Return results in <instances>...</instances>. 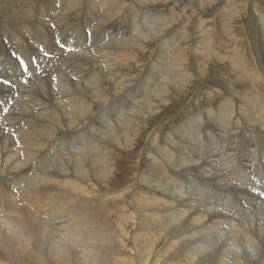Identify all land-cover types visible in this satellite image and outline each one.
I'll return each instance as SVG.
<instances>
[{
  "label": "bare ground",
  "instance_id": "1",
  "mask_svg": "<svg viewBox=\"0 0 264 264\" xmlns=\"http://www.w3.org/2000/svg\"><path fill=\"white\" fill-rule=\"evenodd\" d=\"M255 2L256 16L252 11L247 15L251 5L246 0H0V72H9L15 49L7 37L17 31L27 42L16 53L28 67L27 72L22 68L23 77L28 73L29 82L39 83L30 90L40 95L17 102L30 109H21L20 130L13 133L12 123H0V179L37 174L31 181L10 177L19 193V209L4 213L0 206V264H8V258L36 264H264V201L240 209L222 198L224 192L249 188L237 175L249 165L252 151H242L235 136H242L250 148L258 138L264 144V28L251 21L253 17L264 24V12L257 7L264 9V3ZM241 7L248 10L245 15ZM246 15L254 29L226 41L228 49L207 41L199 48L188 35L196 19L207 28L198 30L204 31L197 33L202 37L216 31L240 34L234 27ZM182 21L188 33L165 37ZM177 34L182 43L176 44ZM242 39L249 40L252 59L247 61ZM60 44L74 49L60 64L79 69L78 81L71 72L44 80L47 70L41 61L55 59ZM38 46L48 55L39 56ZM191 57L196 59L194 71L184 74ZM210 67H224L231 78L221 80L223 75L214 76ZM210 70L218 86L231 87L235 95L227 88L212 92L211 87L203 94L209 101L200 97ZM84 71L88 79L81 75ZM11 79L6 73L1 76ZM16 86L22 88L18 82L0 84V97L11 96L8 92ZM244 87L251 90L249 95ZM187 97L194 102L165 121L164 111ZM99 109L108 111L109 120L117 119L103 122L96 117ZM14 111L0 103L4 120ZM192 111L197 116L191 117ZM177 119L181 126L171 133L166 126ZM93 121L99 123L98 141L91 148L93 127L80 134L74 130ZM152 121L158 125L147 137L150 157L147 152L140 155L137 166L124 163L121 170L134 174L133 183L114 190L116 179L120 185L125 182L118 164L142 145ZM66 132L81 136L88 147L73 148V140L58 137ZM42 145L48 147L47 154L67 151L39 161L36 148ZM209 149L218 153H207ZM256 155L264 163V151ZM177 174L189 183L172 180ZM7 201L0 191V205ZM219 236L227 244L255 243L253 257L243 246V255L229 256Z\"/></svg>",
  "mask_w": 264,
  "mask_h": 264
},
{
  "label": "rangeland",
  "instance_id": "2",
  "mask_svg": "<svg viewBox=\"0 0 264 264\" xmlns=\"http://www.w3.org/2000/svg\"><path fill=\"white\" fill-rule=\"evenodd\" d=\"M226 1V0H225ZM248 3H250V9H249V11L244 7H241V9H240V11H241V13L243 14V15H245L246 14V12H247V15H248V13L250 12V11H252L253 13H254V16H256V11H255V8H254V5H255V0H246ZM93 2H94V0H93ZM264 3V0H259V3ZM227 4V3H226ZM225 4V5H226ZM258 7V9H259V11H260V14H261V12H264V9H261V7L260 6H257ZM247 15H246V17H245V19L243 18V17H241V18H239V20H238V22H240V24L237 26H235L234 28L235 29H237V28H239V30L241 31L242 30V32L240 33V34H237V35H233V34H231L230 32H229V34H225L224 33V35L225 36H223V31H221V32H217L216 31V33H214L213 35H212V37H202V36H200L201 34H203V32H198V30H200V29H202V30H206L207 28H205V27H203L202 25H197V24H200V22H198L197 23V19L196 20H194V23H193V29L191 30V34H188L189 36H190V38H191V41H192V43H197L198 44V46H199V48L201 47L200 45L202 44V42L203 41H207V42H209V43H211V42H216V47L217 48H225V49H228V45H227V42L226 41H230L231 39H233V38H236V37H239V36H242V35H244V34H247V32H249L250 30H253L254 29V27L256 26V25H258V26H261L262 28H264V24H263V22H261V21H257L256 19H254L253 17H251V21H253L254 23H255V26L253 27V26H248L249 25V23H250V20L247 22ZM212 17V16H211ZM226 17V16H225ZM243 19L245 20V22L243 21ZM217 20V19H216ZM231 20L234 22V24H236L237 23V20L236 19H234V18H231ZM185 21H182L180 24H178L175 28H173V29H171L169 32L170 33H166V35H165V37H169V36H171V35H173L174 33H176L177 31H179V33L178 34H183V32H185V31H187V29L185 28L186 27V23H184ZM195 24V25H194ZM78 25H80L79 23H78ZM183 25V26H182ZM197 25V26H196ZM204 25V24H203ZM195 26V27H194ZM244 26V27H243ZM181 27V28H180ZM202 27V28H201ZM250 29H249V28ZM253 27V29H251ZM196 28H197V30H196ZM244 28V29H243ZM182 29V30H181ZM246 29V30H245ZM248 29V30H247ZM184 30V31H183ZM245 30V31H244ZM193 31H195V32H193ZM16 32L17 31H15V33H12V34H9L8 35V37H7V40H8V42L10 43V45L15 49V55L13 54V55H11L10 54V58H11V60H10V62L8 63L9 64V72H4V71H1L0 72V84H2V85H4L5 83H4V81H6V80H1V76L3 75V74H5L6 73V75L7 76H11L12 77V79L11 80H9L8 82L9 83H7L8 85L9 84H13V83H15L16 84V82H18L20 85H21V87L22 88H20L19 86H16V87H12V89L8 92V94H10L11 96H8V97H6V98H3V97H0V101H2V102H4L5 104H7V106H9V107H15V111H14V114L13 115H10L9 116V119L8 120H4L3 119V113L2 112H0V123H12V127H11V132H16L17 130H20L19 128H18V126H19V124H20V121H21V109H26V110H30L29 109V107H26L25 105H22V106H19L18 104L19 103H25L26 101H25V98L26 97H28V96H31V97H33V100H37L38 98H39V96L40 95H38L37 93H35V92H33V91H31L30 89L34 86V85H36V84H39V83H36V82H29L30 81V78H31V75L30 74H24V76L25 77H23V74H22V67H21V65H20V63H19V61H18V59H17V57H19L18 55H16V53L18 54H20L21 52H22V49H23V47H25V45L27 44V42L25 43L24 41H23V38L22 37H20V38H18V36H17V34H16ZM187 33H188V31H187ZM197 33H199L200 35H197ZM177 34V35H178ZM247 35H245V37H246ZM254 36H256V33H254ZM62 37H64V36H62ZM164 37V38H165ZM180 38V36L178 35L177 36V40H178V42L176 43V44H178V43H182V39H179ZM255 37H253L252 38V41L255 43ZM260 39V37L259 36H257V40H259ZM245 39H242L241 41H239V44H242V45H244V50H243V56H245V57H243V58H245L246 59V61H247V59L248 58H251V56H249V53H248V47H247V44H248V42H249V40H245ZM23 43H22V42ZM160 45H162V40H160V42H159V46ZM158 46V47H159ZM26 47H28V46H26ZM65 47L66 48H61V52H60V54H58L57 55V57L55 58V59H53V58H46L45 60H42L41 61V63H43V66H44V68L47 70L46 71V75H45V78H44V80L47 78V77H49V76H51V77H53V78H58L61 74H62V76L66 73V72H71V73H76L74 76H73V79L74 80H76V81H78V79H79V77H80V71H79V69H76V68H72V67H63V65L62 64H60V61H62L64 58H65V54L66 53H68L69 52V50H71L72 52H74L73 50L74 49H71V48H68V46H67V44L65 45ZM247 47V48H246ZM41 49V47H37V51H38V55L39 56H41V54H42V52L41 51H39ZM257 51V50H256ZM245 52H246V55H245ZM64 53V54H63ZM262 53H264V50H262ZM160 55H162L163 53H159ZM152 56H155V55H157L155 52L154 53H152L151 54ZM167 56V55H166ZM57 59V62H54V65L52 64V62L53 61H55ZM166 60H170L171 59V57H170V55H168L166 58H165ZM252 59V58H251ZM256 59H257V61H258V63H260L261 62V60H260V56H257V54H256ZM189 61H188V64L186 65V72L184 73V74H188V73H193V71H194V69H193V65H195L196 64V59L194 58V57H191V58H189L188 59ZM41 63H37L36 65L38 66V67H41ZM209 66H211V64L209 63ZM150 67H152L151 66V64L150 65H148V67H146V69L144 70L145 71V73L147 72V70H148V68L150 69ZM213 67V66H212ZM212 67H210V69L212 70L213 68ZM260 67L262 68V65H261V63H260ZM217 68V69H216ZM224 67H222V68H218V67H214V70H212L213 71V75L214 76H216V77H218L220 74H222L223 75V78H221V80H226V79H224L225 77H227V78H231L230 76H227L228 74V72L229 71H225V69H223ZM49 69H50V71H49ZM152 70H153V68H152ZM210 70V71H211ZM217 70H218V72H217ZM219 70H221L222 71V73H221V71H219ZM225 72H224V71ZM59 71H60V74H59ZM212 71L210 72V75L209 76H207V78H206V82L204 83L205 84V86H201V91H200V97H202V98H204V99H207V97H208V95L207 96H205V95H203L205 92H207L206 90H208V89H212L211 91L212 92H215V91H217L218 89H220V88H223V89H228L229 90V92L232 94V89H231V87H226L225 85H222V86H218L219 84H218V82L214 79L215 77L212 75ZM49 72V73H48ZM226 73V74H225ZM183 74V75H184ZM81 75L83 76V78H85V79H88L89 77H90V75L87 73V71L85 72H83V73H81ZM222 75H220V76H222ZM226 75V76H225ZM29 76V77H28ZM210 76H212V79H209L210 78ZM33 77V76H32ZM35 77V76H34ZM144 79H145V74H144V77H143V79H140L139 81H138V84L141 82V80L142 81H144ZM209 80L211 81L210 83H209ZM11 81V82H10ZM226 82H228L227 80H226ZM197 86H199V85H197ZM208 88H207V87ZM210 86V87H209ZM205 87V88H204ZM212 87V88H211ZM207 88V89H206ZM205 90V91H204ZM244 90H245V92H247L248 93V95L251 93V90L248 88V87H244ZM127 92L128 93H130L131 94V92L129 91V90H127ZM127 92H125V93H127ZM211 92V93H212ZM208 93V92H207ZM14 97H13V96ZM16 95H19L18 97L16 96ZM233 95H235V93L233 92ZM73 97H75V94H73L72 95ZM190 97V96H189ZM189 97H187L186 99H184V100H182V101H178V102H176V104H177V106H176V104L174 105V106H172V107H169V108H167L165 111H164V113L163 114H165L166 115V118H165V121H167V120H170L171 119V117H175L176 115V113H178V112H180L181 111V109L186 105V104H188L190 101H191V98H189ZM13 99V100H12ZM17 100V101H16ZM202 101H203V99H202ZM205 101H209L208 99L207 100H205ZM17 102H18V104H17ZM192 102H194V101H191V103ZM185 103V104H184ZM184 104V105H183ZM111 106H112V104H111ZM176 106V107H175ZM57 107V106H56ZM58 108V107H57ZM100 111L98 112V114L96 115V117L99 119V117H102V121L104 122V121H107L108 122V124H110L111 122H113V119L114 120H116L117 119V116H115L113 119H112V121L111 120H109L108 118H107V113H108V111H106V109H99ZM168 110V111H167ZM120 110H115L114 112H119ZM8 112V111H7ZM122 112V111H121ZM120 112V113H121ZM114 115H115V113H113ZM171 114V115H170ZM193 115H196L197 116V112L196 111H192L191 112V117L193 116ZM200 115H206V113L204 112V110H200ZM103 116H105V118L103 117ZM95 118V117H94ZM104 119H106V120H104ZM177 121V122H176ZM175 122H174V124H171V125H167L166 126V128L167 127H169V129H171L170 131H171V133L173 132L174 133V131H176L178 128H179V126H181V124H180V121H179V119H177ZM178 124H180V125H178ZM158 125V123H156V121H152L151 122V125H150V129L148 128V131H146L145 132V135H143V137H142V140H141V146L139 147V148H135V151L133 152H131V153H127V154H125L124 156V160L123 161H121L118 165L119 166H117V170H118V174H120V179L121 180H125V182L122 184V185H120V181H119V179H114L115 181H114V190L115 189H119V188H122L121 186H125V185H127V183L129 182V183H133V181H131V180H133V176H134V174H130L129 176H128V173L129 172H125V173H123L122 172V168L121 167H123V165H124V163H129L128 161H130V165H132V166H137V162H138V159L139 158H141V156L142 155H146L147 153L149 154V157H150V155H151V151H149L150 150V143H149V141L147 140V137H148V135L150 134V132H152V130H153V128H155L156 126ZM173 126H174V128H173ZM89 127H93V130H91L90 132H91V135L89 136V139H90V142L92 143L91 144V148H94V145H95V142L96 141H98V139L96 138V136H95V132L97 131V129H95L96 127L98 128L99 127V123H97L96 121H93L91 124H89V125H87V126H84V127H82V128H79V129H75L74 131H76V134H80V133H82V132H84V131H86V130H88V128ZM178 127V128H177ZM176 128V129H175ZM156 129V128H155ZM154 129V130H155ZM204 129H206V126L205 127H202V129H201V132L204 130ZM22 130L23 131H26L27 130V127L26 126H23L22 127ZM153 130V131H154ZM76 134L75 133H73V132H66V133H63V134H61V135H59L58 137H60V138H68L69 139V141L71 142V140H73V142H74V144H73V148H87L88 146L81 140V136H80V139L76 136ZM225 134H226V131H225ZM224 134V135H225ZM248 134V133H247ZM235 139H236V141L238 142V144L242 147V151H246V150H248V151H252V155L249 157V165L248 166H243V170L241 171V173L239 174V175H237V180L239 181V182H241L242 184H244L245 186H247V188H248V186H249V188H248V191H240L239 193L238 192H236V193H234V194H231V193H226V192H224V194L223 195H225V196H223L222 195V198H224V199H230V200H228V201H230V203H232V205L233 206H235L236 208H240V209H245L246 207H247V203H251L252 205H257V204H263V201H264V163H260L259 162V159H258V157H257V155H256V153H258V152H263L264 151V144L262 143V140L260 139V138H258L257 140H254V142H255V148H250V147H248L247 146V143H246V141L244 140V138L242 137V136H235ZM145 142V143H144ZM147 142V143H146ZM72 144V143H71ZM146 144V145H145ZM165 144H166V142H165ZM141 148V149H140ZM148 148H149V150H148ZM47 150H48V147L46 146V145H42V146H39V147H37L36 148V152L38 153V160L39 161H45L47 158H50V157H52V156H56V155H60V154H64L67 150H65V149H61L62 151L59 153V154H56V153H54V152H52V153H50V154H47ZM76 150V149H75ZM146 150H148V151H146ZM142 151V152H141ZM144 152V153H143ZM147 152V153H146ZM208 152H215V153H218V151H210V149L207 151V153ZM135 153V154H134ZM131 154V155H130ZM148 154H147V156H148ZM126 155H128L127 156V158H126ZM131 157H130V156ZM141 155V156H140ZM136 156V157H135ZM134 159H133V158ZM132 158V159H131ZM136 158H138V159H136ZM132 163V164H131ZM138 163H141L140 161L138 162ZM261 164H262V166H263V168L261 169L260 167H261ZM162 165H163V167L165 168V166H166V164L165 163H162ZM228 166V168H229V166L230 165H227ZM120 172V173H119ZM20 177V176H24L28 181H31V180H33L36 176H37V174H35L33 171H28V172H23V173H19V174H15V175H10V176H8L7 178H2V179H0V191L3 193V195H5L6 197H8V199H9V201H7L6 203H4V204H2V205H0V206H2V211L5 213L6 211H13V212H15V211H17L18 209H19V206L15 203V200H17L18 198H19V193H18V191L15 189V184L10 180V177ZM122 176V177H121ZM131 177V178H130ZM123 178V179H122ZM127 178H129V179H127ZM172 180H176L179 184H187V183H189L188 182V180L186 179V178H184L183 176H180L179 174H177L175 177H172L171 178ZM117 182V183H116ZM127 182V183H126ZM23 185V184H22ZM24 185H25V183H24ZM122 191L120 190V193H121ZM231 194V195H230ZM226 195H227V197H226ZM229 195V196H228ZM194 197H195V195H194ZM232 197V198H231ZM124 198V197H123ZM221 197H220V199H222ZM125 199V198H124ZM219 202V201H218ZM131 202H130V200H128L127 201V203L125 202V204L128 206V204H130ZM259 210H260V208H258ZM263 212H261V214H262ZM4 218L6 217V215L4 214V216H3ZM235 221V220H234ZM234 224H236L235 222H234ZM222 232V231H221ZM233 236V235H232ZM232 236H228L227 234H226V238L227 239H229V238H233ZM219 238H220V242L222 243V246H221V248H222V250H224L229 256H231V257H236V256H239V255H243V251L244 250H242L241 249V246H243L244 248H245V253L247 252L248 253V255H250V256H252V254H254L253 253V251H254V248L253 247H255L256 248V244L254 243V244H252L250 247H249V245L250 244H247V242L246 241H244V240H240V241H238L236 244H231V243H225L224 242V239H225V236H224V238H223V236L222 237H220L219 236ZM223 238V239H222ZM254 245V246H253ZM259 246H262L261 244H259ZM253 248V249H252ZM252 249V250H251ZM249 250V251H248ZM253 257V256H252ZM8 264H36V263H33V262H30V263H27V262H23V263H18V262H15V261H12L10 258H8Z\"/></svg>",
  "mask_w": 264,
  "mask_h": 264
},
{
  "label": "snow or ice",
  "instance_id": "3",
  "mask_svg": "<svg viewBox=\"0 0 264 264\" xmlns=\"http://www.w3.org/2000/svg\"><path fill=\"white\" fill-rule=\"evenodd\" d=\"M57 43H59V41H57ZM60 47L63 48L64 45L63 44H60ZM39 51L43 52L45 56L48 55L47 51L44 50V49H40ZM15 55V54H14ZM17 59L19 60V63L21 65V67L24 69L25 72L28 71V67H27V64L25 63V61L22 59V58H19L17 57ZM34 59V58H33ZM4 83H9L8 81H4ZM0 103H3L2 101H0ZM6 110V109H5Z\"/></svg>",
  "mask_w": 264,
  "mask_h": 264
}]
</instances>
